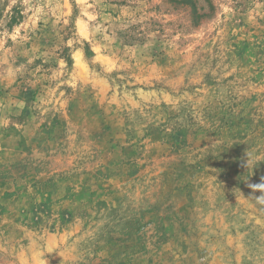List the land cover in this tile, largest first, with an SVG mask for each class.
I'll return each mask as SVG.
<instances>
[{"label": "rangeland", "instance_id": "rangeland-1", "mask_svg": "<svg viewBox=\"0 0 264 264\" xmlns=\"http://www.w3.org/2000/svg\"><path fill=\"white\" fill-rule=\"evenodd\" d=\"M264 0H0V264H264Z\"/></svg>", "mask_w": 264, "mask_h": 264}, {"label": "clouds", "instance_id": "clouds-1", "mask_svg": "<svg viewBox=\"0 0 264 264\" xmlns=\"http://www.w3.org/2000/svg\"><path fill=\"white\" fill-rule=\"evenodd\" d=\"M252 187H253V191H260V192L264 193V183H262L260 185H254ZM255 200L257 203L264 206V195L260 196L259 198H256Z\"/></svg>", "mask_w": 264, "mask_h": 264}]
</instances>
